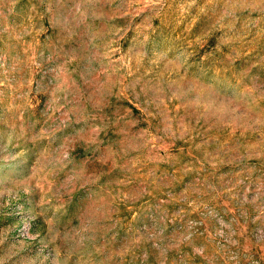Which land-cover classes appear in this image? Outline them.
Masks as SVG:
<instances>
[{
    "label": "rangeland",
    "instance_id": "374dc122",
    "mask_svg": "<svg viewBox=\"0 0 264 264\" xmlns=\"http://www.w3.org/2000/svg\"><path fill=\"white\" fill-rule=\"evenodd\" d=\"M0 264H264V0H0Z\"/></svg>",
    "mask_w": 264,
    "mask_h": 264
}]
</instances>
